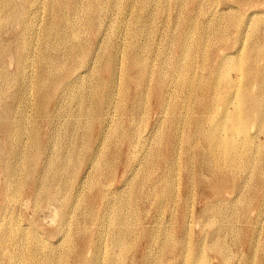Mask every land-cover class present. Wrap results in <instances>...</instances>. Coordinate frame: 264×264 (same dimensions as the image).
Masks as SVG:
<instances>
[{
	"label": "rangeland",
	"instance_id": "374dc122",
	"mask_svg": "<svg viewBox=\"0 0 264 264\" xmlns=\"http://www.w3.org/2000/svg\"><path fill=\"white\" fill-rule=\"evenodd\" d=\"M6 1L7 0H0V14H3V16H9L11 13L12 5H9ZM82 1L83 0L80 1L81 4ZM110 1L111 0L103 1L99 11L95 12L94 16L98 20L96 18L90 20L89 17H82V19L80 18L81 20L77 19V13L72 8H63L61 11L62 23L57 20L53 12L51 13L49 0L14 1V4L20 2L24 3V5L27 6V10L34 12L32 21L33 26H35L31 27L32 29L30 32V36L33 39L32 47L34 48H32V52L28 56L30 58L27 57V64L21 73H19V67L15 57L10 55L0 56V78L2 77L0 79V94L3 88L6 91H4V95L0 96V108L12 109L10 117L13 121H15V119L19 121V119L23 118V122H25L27 127L21 139L24 141V147L32 145V143H30L32 133L40 140V148L37 147L34 149L35 152L43 150L40 154L41 164L38 165V161V163L31 168L33 173L32 184L34 186H41L46 183L50 178V175H46L49 166L51 167V165L56 166L59 164V161H57L58 156H62L63 154L64 157L67 156L65 135L77 140L78 137L86 134L85 138L88 142V150L82 149L80 155L76 154L74 156L75 163L72 164L73 166L69 168V171L63 172L59 166L55 167L57 170L53 168L52 172L58 174L57 181L55 174L52 175L53 182L56 188L58 182L61 189L60 198L56 201H47L43 198H40L41 200L35 199V195L29 188L30 185L24 187V189H20V191H17L18 193L16 192L17 186H12L10 190L8 188L7 193H5L3 187L7 182V171L14 164L18 163L20 158L17 157V154L14 155V150H7L11 147L10 140H6V135L2 131V128H0V155L2 156V154H4L5 158L8 157L2 162L3 171H1L0 168V237L3 236L0 238V264H93L94 258L96 257L99 258L97 261L98 264H115L116 259L120 255V249L117 245L112 243L113 232L124 229H128L132 234L130 233V235H127L125 238V250L123 255H120L121 259L120 257L118 258V264H181L182 259L177 255V251L172 252V250L168 249L172 246L182 249L183 253L188 250L189 256L190 252L194 249L203 247L202 253L205 257L207 256L206 259L208 260L207 263L209 262L208 264H264V182L262 184L257 181L255 171L259 164L263 174L262 181H264V159L263 154L257 153L254 144V142H264V132L257 131V127L259 128L257 122H249L247 125V135L253 142L251 145H245L244 149L247 151V154L250 152L248 155L255 164V168L254 170L253 168H250L252 170L244 167L239 168L237 172L238 179H240L244 185L237 183V185L229 188L227 191L224 190L221 194L215 195L214 190L208 185L215 181V174L212 170L218 169L214 160L216 159V155H214L215 152L213 153V151H210L207 135L203 133L204 129L208 128L206 122L202 123L203 118L205 119V114L200 113V110H198L201 103L200 101L204 96L201 95L202 89L211 86L215 81L212 67L214 65L212 63V60H214V56L212 55L213 50L215 53L217 52V56L220 58L219 61H224V49H227L229 52H234L238 47H243L245 50L252 44L264 46L262 31H259L260 34H254L252 26L247 24V19H249L248 15L251 13L258 10L264 15V11H262L264 10V0H253V6L247 4L243 7L241 12L230 11V14L228 11L231 17L237 16L236 18L243 22L241 26L243 38H241L237 44L234 39V34L237 29L235 28L236 25L233 22L231 23V21L229 22L227 20L226 22V20L223 19V17L226 18V13L223 12H227V10H224L226 0ZM164 1L166 3H164ZM3 3L5 4L3 5ZM34 4L39 5L34 6ZM150 14L152 15L150 16ZM100 17L102 18L100 19ZM133 21L134 23H132ZM217 21L219 22L217 23ZM225 22L229 23L226 24ZM113 23L114 25H111ZM75 24L77 27H75ZM20 27L21 25L16 23L5 26L1 31L0 42L2 41L5 47L8 46L14 39L16 33L20 30ZM129 27L132 28L130 29ZM142 27H144V29ZM207 27L210 29V32ZM219 27H227V30L229 29L228 36L230 41L225 47H222L221 41L213 37ZM48 28L49 31L52 30L53 33L50 32L46 37L44 32ZM72 28L80 29L81 36L79 39H77ZM205 29L208 30L206 31ZM249 29H251L252 32ZM33 30L36 31L34 32ZM244 30L246 31L244 32ZM206 34L208 37L205 36ZM152 35L153 37L150 38ZM201 36L203 38H201ZM169 37H171V39ZM205 37L206 39H204ZM129 40L131 43L134 41L133 44L137 43V46H147L146 51H143L142 54L144 55L147 52V55L145 54L144 56L152 66L151 69L155 71L158 67H165L166 87L170 93H173V96L167 103L166 112L160 111L156 99H153V97L142 105L145 107V111H143L142 108L138 116V121L142 123V133L139 132V134L137 126L128 125L123 118H120L122 117L120 115L121 113H117L116 109L119 105H121V107L123 106L124 109H128L132 104L136 102L139 103L138 101L141 98L143 99V90L136 88L134 82L126 80L124 73L123 62L125 63L128 61L126 47L131 44ZM183 42L185 46L191 49L189 55L181 54L179 43ZM78 43L88 44L93 49V53L99 54V60H101V55L104 54L108 47L113 46L115 49L119 50V52L117 51V53H119V64L115 82L112 84L109 83V73L105 71V65L100 72L96 73L89 67L90 64L93 66V61H90L88 64H83L84 58L77 46ZM45 45L49 47H47L48 58L45 60V63L42 64L40 55ZM150 47L153 48L149 50ZM123 49H125V52ZM20 50L21 48H16L12 54L16 55ZM70 59H72V64H69ZM163 60H165V62ZM56 61L65 62L62 64L64 67L62 66L60 70L61 73L56 74L51 82H45V80L41 81L43 85L42 95L44 99H50L47 100L49 102L46 105V109L43 111L40 108L42 102L39 100L37 90L40 83V69L43 68V70L45 69V71H48ZM255 61L256 70L264 71V56L256 58ZM32 62L35 63L34 66ZM98 62L96 60L94 64ZM182 63L189 65V77L192 80V88L181 89L175 85L177 87L176 89L173 84V79L176 80L178 78L176 68H179ZM1 72L5 74L3 75ZM154 77L155 72L149 73L145 79L149 78V84L152 85ZM35 84L36 86L33 87ZM194 85L196 87H193ZM49 86H56V91H52V94H50L49 89L46 88ZM94 88L96 91L91 92ZM258 88L259 86L257 84L252 85V90L254 92H256ZM88 91H90V93H87ZM140 91L142 92L141 94ZM102 92H104L103 96ZM126 93L130 95L133 94V102L130 97H124ZM192 93L196 94L193 95ZM108 94H110V96H108ZM86 95L91 97L87 98ZM83 96L85 97V105L90 104L89 106H91L92 102L104 104L102 101L108 98H111L115 104L114 109H111V111L106 109L108 111L106 116H109V118H105L102 121L97 115V109H91V116L87 117V120L86 118L84 119L88 131L78 127V119L81 118L82 107L80 106V102H82ZM142 101L144 103V100ZM220 101H222V98L220 95H217L213 103H218ZM226 113H228L230 119H228L229 125L225 128L229 131L233 128L232 124L234 123L235 117L237 118L233 109L229 107H218L214 109L210 115L214 123H219ZM197 119H202V121L198 123L196 122ZM116 120L119 122L121 121L120 124L122 126L120 125L119 132H123L122 134L127 144L134 149L139 146L136 150L138 153L135 151L134 154L128 156V151L123 142H118L115 138L112 139L107 137L109 136V129L115 124ZM170 120L174 121L169 124ZM106 123L109 128H106ZM168 124L170 128L178 129L177 133L179 134V137L173 138V152L169 155L166 154L164 148L165 136L161 139V143L157 140L160 136L157 130L160 129L161 131L167 132L169 130ZM97 125L99 126L98 134L100 140H102L101 142H95L97 136L95 130H97ZM15 129L17 130V128L15 127L13 129L11 134L12 137L15 136ZM181 129L183 130L181 131ZM140 136H142L141 139H139ZM188 137H191V145L188 144L190 143ZM239 137L238 140L244 141V136ZM12 145L14 146L15 144ZM246 147L248 149H246ZM197 149L205 150L206 152L207 161L205 166L199 165L193 156V152ZM93 150L97 152V156L90 155ZM137 154H139V159H134V155L137 156ZM69 157L70 156L66 158ZM126 158L127 165H124ZM129 159L132 160L129 162ZM133 159L135 161H133ZM138 162L141 165H139ZM165 162L167 165L164 164ZM132 165H136L137 168ZM97 166L103 169L100 171V174H96ZM131 168H133V170ZM229 170L230 167L226 165L219 173L229 174ZM89 171L93 172L92 174L95 175H92ZM24 175L25 173L23 176ZM133 175H135L137 180H134L135 178H133ZM89 180H95L94 182L97 184L96 188H94V191L97 190V192L93 195H90L92 193L88 188L89 186H86L90 185L88 182H93ZM8 194H11V196H8ZM63 196L69 197L66 203L62 199ZM75 196H81L79 202ZM93 196L96 198L95 201ZM72 197L74 199H72ZM91 197L92 199H89ZM14 198H16V200ZM107 201H109L108 203L110 204H108ZM105 205L107 206L104 207ZM105 210L106 212H104ZM125 218L128 220V223ZM129 223H132L131 227ZM187 231L189 233H187ZM214 239H218L217 241L226 247V251L223 255L219 251L210 248L209 245ZM69 240L73 241L70 245L67 243ZM189 240H191V242H189ZM83 241H86L87 247L85 250L86 260H84L83 263H78L75 261L77 255L80 253ZM250 246H252L253 250L255 249L253 252L256 256L254 257L255 260L251 259L248 261L251 251ZM28 249L30 250L27 251ZM17 250L20 251L17 252ZM178 257L180 258L179 260ZM224 257L227 258L226 263ZM112 258L115 260L113 259L111 262ZM186 260L182 264H188L189 259L187 258Z\"/></svg>",
	"mask_w": 264,
	"mask_h": 264
},
{
	"label": "bare ground",
	"instance_id": "6f19581e",
	"mask_svg": "<svg viewBox=\"0 0 264 264\" xmlns=\"http://www.w3.org/2000/svg\"><path fill=\"white\" fill-rule=\"evenodd\" d=\"M5 1V0H3ZM15 0H7L6 2L10 5H12L11 8V13L10 15H1L0 14V36H1V31L2 29L7 26V25H13V24H20V30L16 33L14 39L11 41V43L5 47V45H3V42H0V56L3 55H10L15 57V60L17 61L18 67H19V73H21L24 69H25V65L26 63V59L27 57L31 54L32 52V37L30 36V32H31V27L33 26V21H32V15H34V12H31V10H27V6L24 5V3H17L14 4ZM19 1V0H18ZM46 1V0H45ZM81 0H49V8L51 10V13L53 12V14H55L57 20L62 23V16H61V11L63 10V8H72L76 13H77V19H82L83 18H87L89 17L90 20H94L96 17L94 16L95 12L99 11L100 7L102 6L103 1L105 0H83L82 4L80 3ZM112 1V0H111ZM110 1V2H111ZM118 1V0H117ZM138 1V0H137ZM140 1V0H139ZM144 1V0H143ZM156 1V0H155ZM185 1V0H184ZM210 1V0H209ZM2 2V1H1ZM34 2V1H33ZM129 2V1H128ZM163 2V1H162ZM183 2V1H182ZM181 2V3H182ZM217 2V1H216ZM46 3V2H45ZM106 3V2H105ZM137 3V2H136ZM145 3V2H144ZM154 3V2H153ZM152 3V4H153ZM161 3V2H160ZM164 3H166L164 1ZM185 3V2H184ZM211 3V2H210ZM2 4V3H1ZM5 3H3L4 5ZM117 4V3H116ZM142 4V3H141ZM151 4V5H152ZM177 4V3H176ZM247 4H250L251 6H253V0H226L225 1V9L227 10L224 11L223 13H226V18L223 17L224 20H227L231 23L233 22L236 26V32L234 34V39H235V43L237 44L239 42V40L242 37V30H241V26H242V21L240 19H237V16L231 17L228 13V11H237V12H241L243 7ZM33 5V4H32ZM37 5V4H36ZM34 4V6H36ZM39 5V4H38ZM37 5V6H38ZM106 5V4H105ZM122 5V3H121ZM139 5V4H138ZM181 5V4H180ZM214 5V4H212ZM216 5V4H215ZM107 6V5H106ZM113 6V5H112ZM125 6V5H124ZM130 6V5H129ZM133 6V5H132ZM145 6V5H144ZM159 6V5H158ZM179 6V5H178ZM182 7V6H181ZM218 7V6H217ZM5 8V7H4ZM9 8V7H8ZM38 8V7H37ZM108 8V7H107ZM106 8V9H107ZM118 8V7H117ZM134 8V7H133ZM143 8V7H142ZM36 9V8H34ZM42 9V8H41ZM141 9V8H140ZM178 9V8H177ZM6 10V8H5ZM72 10V11H73ZM79 10V11H78ZM103 10V9H102ZM118 10V9H117ZM124 10V9H123ZM143 10V9H142ZM141 10V11H142ZM109 11V10H108ZM129 11V10H128ZM162 11V10H161ZM216 11V10H215ZM218 11V10H217ZM264 11V10H262ZM1 12V11H0ZM8 12V11H7ZM39 12V11H38ZM37 12V13H38ZM67 12V11H66ZM101 12V11H100ZM104 13V10L102 11ZM116 12V11H115ZM120 12V11H119ZM122 12V11H121ZM125 12V11H124ZM132 12V11H131ZM151 12V11H150ZM169 12V11H168ZM40 13V12H39ZM118 13V12H117ZM134 13V12H133ZM164 13V11H163ZM180 13V12H179ZM222 13V14H223ZM41 14V13H40ZM39 14V15H40ZM219 14V13H218ZM231 14V12H230ZM234 14V12H233ZM242 14V13H241ZM240 14V15H241ZM124 15V14H123ZM136 15V14H135ZM140 15V14H139ZM149 15V14H148ZM152 14H150L151 16ZM163 15V14H162ZM238 15V14H237ZM54 16V15H53ZM106 16V15H105ZM141 16V15H140ZM224 16V15H223ZM246 16V15H245ZM264 15L262 14V12L260 11H255L253 13H251L250 15H248L247 19V24L252 26L253 29V33L254 34H260L259 31H262V35L264 36ZM130 17V16H129ZM134 17V16H133ZM147 17V16H146ZM196 17V16H195ZM222 17V15H221ZM220 17V18H221ZM41 18V17H39ZM74 18V17H73ZM102 17H100L101 19ZM105 18V17H104ZM148 18V17H147ZM194 18V17H193ZM244 18V17H243ZM242 18V20H243ZM37 19V18H35ZM67 19V18H66ZM71 19V18H70ZM80 19V20H81ZM97 19V18H96ZM136 19V18H135ZM140 19V18H139ZM152 19V18H151ZM213 19V18H212ZM84 20V19H83ZM86 20V19H85ZM89 20V19H88ZM89 20V21H90ZM98 20V19H97ZM96 20V21H97ZM103 20V19H102ZM121 20V19H120ZM138 20V19H137ZM166 20V19H165ZM195 20V19H194ZM246 20V19H245ZM45 21V20H44ZM67 21V20H66ZM100 21V20H99ZM116 21V20H115ZM148 21V20H147ZM221 21V20H220ZM71 22V21H70ZM75 22V20H74ZM102 22V21H101ZM127 22V21H126ZM131 22V21H130ZM129 22V23H130ZM207 22V21H206ZM210 22V21H209ZM219 21H217L218 23ZM225 22V23H226ZM228 22V23H229ZM64 23V22H63ZM73 23V22H72ZM77 23V21H76ZM105 23V22H104ZM134 23V21L132 22ZM137 23V22H136ZM139 23V22H138ZM221 23V22H220ZM226 23V24H228ZM245 23V22H244ZM71 24V23H70ZM85 24V23H84ZM83 24V25H84ZM125 24V22H124ZM140 24V23H139ZM171 24V23H170ZM207 24V23H206ZM205 24V25H206ZM210 24V23H209ZM224 24V22H223ZM63 25V24H62ZM76 25V24H75ZM111 25H114L111 24ZM116 25V24H115ZM127 25V23H126ZM142 25V24H141ZM167 25V24H166ZM165 25V26H166ZM200 25V24H199ZM211 25V24H210ZM101 26V25H100ZM147 26V25H146ZM164 26V25H163ZM171 26V25H169ZM212 26V25H211ZM221 26V25H220ZM225 26V25H224ZM44 27V26H43ZM46 27V26H45ZM48 27V26H47ZM66 27V25H65ZM77 27V25L75 26ZM74 27V28H75ZM89 27V26H88ZM141 27V26H139ZM218 27V26H217ZM91 28V27H89ZM95 28V27H94ZM110 28V27H109ZM113 28V27H112ZM124 28V27H123ZM130 28V27H129ZM132 28V27H131ZM130 28V29H131ZM144 29V27H142ZM154 28V27H152ZM208 28V27H207ZM216 28V27H214ZM250 28V26H249ZM34 29V28H33ZM36 29V28H35ZM73 29V28H72ZM83 29V28H82ZM120 29V28H119ZM126 29V28H125ZM138 29V28H137ZM164 29V28H163ZM190 29V28H189ZM209 29V28H208ZM207 29V30H208ZM90 30V29H87ZM133 30V29H132ZM154 30V29H153ZM206 30V29H205ZM206 30V31H207ZM229 30V29H228ZM228 30L227 27H222L217 30L216 34H214V39H218L219 41H221V45L222 47H225V45L229 44V36H228ZM251 30V29H249ZM34 32L36 30H33ZM66 31V30H65ZM77 39L80 38L81 34H80V29L78 30V28L73 29ZM82 31V30H81ZM112 31V30H111ZM117 31V30H116ZM130 31V30H129ZM136 31V29H135ZM138 31V30H137ZM162 31V30H161ZM193 31V30H192ZM246 30H244L245 32ZM33 32V33H34ZM51 31H49V28L45 30L44 35L47 37L50 34ZM61 32V31H60ZM121 32V31H120ZM119 32V33H120ZM126 32V31H125ZM147 32V31H146ZM150 32V31H149ZM148 32V34H149ZM169 32V31H168ZM167 32V33H168ZM173 32V31H172ZM210 32V29H209ZM243 32V33H244ZM252 32V30H251ZM53 33V32H52ZM67 33V32H66ZM89 33V32H88ZM118 33V34H119ZM139 33V32H138ZM141 33V31H140ZM252 33V34H253ZM38 34V33H37ZM71 34V33H70ZM129 34V33H128ZM135 34V33H134ZM133 34V35H134ZM143 34V33H142ZM147 34V33H146ZM147 34V35H148ZM152 34V33H151ZM169 34V33H168ZM186 34V33H185ZM246 34V33H245ZM251 34V33H250ZM34 35V34H33ZM36 35V33H35ZM74 35V36H75ZM85 35V34H82ZM104 35V34H103ZM126 35V34H125ZM140 35V34H139ZM248 35V34H247ZM51 36V35H50ZM62 36V35H61ZM71 36V35H70ZM143 36V35H141ZM140 36V37H141ZM171 36V35H170ZM207 36V34L205 35ZM244 36V34H243ZM246 36V35H245ZM35 37V36H34ZM37 37V36H36ZM72 37V36H71ZM75 37V38H76ZM84 37V36H83ZM109 37V35H108ZM131 37V36H130ZM153 37L150 36V38ZM168 37V36H167ZM200 37V36H199ZM208 37V36H207ZM211 37V36H210ZM212 37V38H213ZM57 38V37H56ZM61 38V37H60ZM74 38V37H73ZM134 38V36H133ZM138 38V37H137ZM171 39V37H169ZM193 38V37H192ZM201 38H203L201 36ZM38 39V37H37ZM67 39V38H66ZM125 39V38H124ZM128 39V38H127ZM126 39V40H127ZM136 39V38H135ZM134 39V41H135ZM140 39V38H139ZM147 39V38H146ZM145 39V40H146ZM168 39V38H167ZM169 39V40H170ZM183 39V38H182ZM185 39V38H184ZM196 39V38H195ZM206 39V37L204 38ZM64 40V39H63ZM75 40V39H74ZM142 40V38H141ZM149 40V38H148ZM190 40V38H189ZM243 40V39H242ZM246 40V39H245ZM8 41V40H7ZM35 41V40H34ZM47 41V40H46ZM66 41V40H65ZM130 41V40H129ZM134 41H130L131 44H129L126 47V54L128 56V61L127 62H123L124 65V73H125V77L126 80L128 81H132L134 82V86L136 88H139L141 90H143V101L139 100L138 102L141 103H134L132 104L128 109H124V107L121 105L117 106V113H121L120 115L123 118L128 125L131 126H137V128L139 129V132L142 133V123H140L138 121V116L139 113H141L140 111L143 108V111H145V107L142 106L145 104V102H148L151 97H153V99H156V103L157 106L159 107L160 111L162 112H166L165 110L167 109V103L169 102V100L171 99V97L173 96V93H170V91L167 89L166 87V75L164 72V68L162 67H158V69H151L152 66L150 65V63L148 62V59L145 58V53L144 55L142 54L143 51H146L147 46L142 45V46H137L136 44H133ZM137 41V39H136ZM150 41V40H149ZM168 41V40H167ZM193 41V40H192ZM197 41V40H196ZM15 42V44H14ZM36 42V41H35ZM34 42V43H35ZM40 42V41H39ZM42 42V41H41ZM51 42V40H50ZM145 42V41H143ZM147 42V41H146ZM216 42V41H215ZM242 42V41H241ZM67 43V42H65ZM124 43V42H123ZM129 43V42H128ZM139 43V42H138ZM188 43V42H187ZM192 43V42H191ZM209 43V42H207ZM214 43V42H213ZM47 44V43H46ZM69 44V43H68ZM75 44V43H74ZM140 44V43H139ZM142 44V43H141ZM172 44V43H171ZM43 45V44H41ZM114 45V44H113ZM170 45V44H169ZM180 45V50H181V54H187L189 55V53L191 52L190 47L185 46V43H179ZM196 45V44H195ZM78 48L80 49L81 55L84 58V62L83 64H88L90 61H93L92 64L93 66H91V64L89 65V67H91V70H93L94 72L98 73L102 70V67L104 68L105 65V71H107L109 73V77H108V81L110 84H112L113 82H115L116 76H117V69H118V54L117 51L119 52V50L115 49L113 46L112 47H108L104 54L101 55V60H99V54L97 53H93V49L88 45V44H84V43H78ZM121 46V44H120ZM167 46V45H165ZM220 46V45H219ZM244 46V45H243ZM47 47L48 45H45L42 48L41 51V62L42 64L45 63V60H47L48 55H47ZM57 47V46H56ZM117 47V46H116ZM209 47V46H208ZM16 48H21L20 51H18V53L16 55H13L12 52L16 49ZM49 48V47H48ZM119 48V47H117ZM153 47H150V49H152ZM167 48V47H166ZM203 48V47H202ZM52 49V48H51ZM54 49V48H53ZM63 49V48H62ZM155 49V48H154ZM196 49V48H195ZM205 49V48H204ZM39 50V49H37ZM41 50V47H40ZM55 50V49H54ZM58 50V49H57ZM121 50V49H120ZM125 52V49H123ZM122 50V51H123ZM158 50V49H157ZM198 50V49H197ZM207 50V49H206ZM225 52L223 54V58L224 61H219V57L217 56V52L215 53V51H212V55L214 56V60H212V63L214 64L213 67V74L215 75V81L213 82V84L209 87H206L204 89H202V93L201 95H204L203 98L201 99V103L199 106L200 113H204L205 114V119H197L196 122H201L204 123L206 122V124H208V128L204 129L203 133L207 135V139L208 142L210 144V151L213 153L215 152L214 155H216V166L218 169H213L212 171H214L215 174V181L213 183H209L208 186H210L213 190L215 195H219L221 194L222 191H227L229 188L234 187L235 185H237V183L243 184L241 182L240 179H238V169L239 168H246V169H250V168H255V164L251 161L252 159H250L249 157V153L247 154V151H245L244 147L247 144H252V140L249 139L248 135H247V125L249 124V122L253 121V122H257V124L259 125V128L257 127V131L258 132H264V71H259L256 70V64H255V59L260 57V56H264V46L263 45H251L250 47H248L247 49H243V47H238L234 50V52H229L227 49H224ZM59 51V50H58ZM121 51V52H122ZM195 51V50H194ZM193 51V52H194ZM51 52V51H50ZM57 52V51H56ZM76 52V51H75ZM79 52V53H80ZM120 52V53H121ZM221 52V51H220ZM74 53V52H73ZM78 53V55H79ZM149 53V52H148ZM166 53V52H165ZM36 54V52H35ZM58 54V52H57ZM64 54V53H63ZM196 54V53H195ZM204 54H205V50H204ZM203 54V55H204ZM68 55V54H67ZM66 55V56H67ZM76 55V54H75ZM147 55V54H146ZM35 57V56H34ZM81 57V58H82ZM167 57V56H166ZM195 57V56H194ZM198 57V56H197ZM30 58V57H28ZM38 58V57H37ZM64 58V57H63ZM71 58V57H70ZM203 58V56H202ZM66 59V58H65ZM13 60V59H12ZM28 60V59H27ZM63 60V59H62ZM97 60L98 63L94 64V62ZM120 60V59H119ZM168 60V59H167ZM198 60V59H197ZM3 61V60H2ZM50 61V60H49ZM65 61V60H64ZM165 62V60H163ZM13 62V61H12ZM37 62V61H36ZM184 62V61H183ZM196 62V61H194ZM33 63V62H32ZM54 63V62H53ZM65 63L63 61H56L54 64H52V67L47 71H45V69L43 70L40 69V73H39V85L37 87L38 90V94H39V100H41L42 105L40 106V108L44 111L46 109V105L48 104L50 99H44V96L42 95V88L43 85L41 84V81L47 82V81H53V79L55 78L56 74H60V70L62 68V64ZM79 63V62H78ZM11 64V63H10ZM35 63H33L32 65L34 66ZM69 64H72V59H70ZM152 64V63H151ZM30 65V64H29ZM65 65V64H64ZM76 65V64H75ZM177 65V63H176ZM175 65V66H176ZM32 66V67H33ZM50 66V64H49ZM188 64H184L182 63V65L180 64L179 68H176V71L178 73V78L175 80L173 79V84L174 86L176 85L177 87L181 88V89H186L191 87L192 85V80L189 77V69H188ZM28 67V66H27ZM36 67V66H35ZM64 67V66H63ZM81 67V66H80ZM177 67V66H176ZM255 68V71H254ZM64 69V68H63ZM66 69V68H65ZM193 69V68H192ZM191 69V70H192ZM29 71V70H28ZM89 71V69H88ZM87 72V71H86ZM155 72V77H154V81L153 84L150 85L149 84V78L145 79L146 76L149 73H154ZM193 72V71H191ZM2 73V72H1ZM25 73V72H24ZM38 73V72H37ZM90 73V72H89ZM3 75L5 73H2ZM175 74V73H174ZM10 75V74H9ZM37 75V74H36ZM154 75V74H153ZM173 75V74H172ZM196 75V74H195ZM1 76V74H0ZM68 76V75H66ZM176 76V75H175ZM193 76V75H192ZM7 77V76H6ZM24 77V76H23ZM195 77V76H194ZM201 77V76H200ZM2 78V77H1ZM0 78V79H1ZM10 78V77H9ZM27 78V77H26ZM77 78V77H76ZM75 78V80H76ZM91 78V77H90ZM203 78V77H202ZM81 79V78H80ZM196 79V78H195ZM23 80V79H22ZM194 80V78H193ZM201 80V79H199ZM6 81V80H5ZM4 81V82H5ZM8 81V80H7ZM13 81V80H11ZM27 81V80H26ZM36 81V80H35ZM60 81V80H59ZM58 81V83H59ZM73 81V80H72ZM84 81V80H82ZM196 81V80H195ZM2 82V81H1ZM9 82V81H8ZM76 82V81H75ZM74 82V83H75ZM201 82V81H200ZM6 84V83H5ZM12 84V83H11ZM60 84V83H59ZM65 84V83H64ZM85 84V83H84ZM172 84V83H171ZM194 84V82H193ZM253 84H257L259 86L258 90L256 92H254L252 90V85ZM4 85V84H3ZM8 85V84H7ZM78 85V84H77ZM76 85V86H77ZM200 85V84H198ZM203 85V84H202ZM6 86V85H5ZM32 86V85H31ZM36 86L33 85V87ZM89 86V84H88ZM175 86V87H176ZM81 87V86H78ZM87 87V85H86ZM173 87V85H172ZM176 87V89H177ZM193 87H196L195 85ZM49 89L50 94H52V91H56V86L52 87H46ZM84 88V86H83ZM192 88V87H191ZM198 88V87H197ZM1 89V87H0ZM36 89V88H35ZM79 89V88H78ZM199 89V88H198ZM227 89V91H226ZM80 90V89H79ZM82 90V89H81ZM89 90V89H88ZM193 90V89H192ZM5 89L3 88L1 91L0 96L4 95ZM60 91V90H59ZM87 91V90H86ZM95 88L93 91L91 92H95ZM196 91V90H195ZM212 91V92H211ZM84 92V91H83ZM188 92V91H187ZM82 93V92H81ZM87 93H90V91H88ZM139 93V92H138ZM142 92L140 91V94ZM209 93V94H208ZM186 94V93H185ZM193 94V93H192ZM196 94V93H194ZM193 94V95H194ZM104 95V92H102V96ZM133 95V94H132ZM132 95L126 93L124 95L125 98L130 97L132 99ZM137 95V94H136ZM192 95V96H193ZM220 95L222 98V101L218 102V103H213L216 96ZM249 95V96H248ZM41 96V98H40ZM75 96V95H74ZM108 96H110V94H108ZM140 96V95H139ZM191 96V95H190ZM78 97V96H77ZM76 97V98H77ZM86 97H91V96H87ZM184 97V96H183ZM186 97V96H185ZM83 99L81 100L82 102H80V106L81 107V118L78 119V127H80L81 129H85L88 131L87 128V124L84 121V119L87 117L91 116V109H97V115L99 118H101V121L104 120L105 118L108 119L109 116H106V114L108 113V111H111V109H114V102L112 101L111 98H108L106 100H103L102 102L104 104H98L97 102H92V105L89 106L90 104H84V96L82 97ZM139 98V97H138ZM185 99V98H184ZM191 100V99H190ZM193 100V99H192ZM76 101V100H75ZM29 102V101H28ZM133 102V99H132ZM188 106V105H187ZM21 107V105H20ZM26 107V106H25ZM79 107V106H78ZM231 108L234 110L235 115L237 116V118L235 117L234 119V123L232 124V129H230L229 131L226 130V126L229 125L228 123V119H230V117L228 116V113L224 114V116L221 118L219 123H214L212 116L210 115L211 112L216 109V108ZM108 111H107V110ZM182 109V107H181ZM78 110V109H77ZM175 110V109H173ZM192 110V109H191ZM14 111V110H13ZM69 111V110H68ZM142 111V112H143ZM187 111V110H186ZM11 112L12 109H5V108H0V128H2V131L5 133L6 135V140H10V145L11 147L7 150H14V155L17 154V157L20 158V161L16 164H14L10 169H8L7 171V182L4 185V191L5 193H7V189L13 186H17V191H20V189H24V187H27L28 185H30V190L33 192V194L35 195V199H46L47 201H56L58 198H60V194H61V189L60 186L57 182V188L53 182L52 179V175L55 174L52 172L53 168L56 169L55 167L59 166L63 172H67L69 171V168L71 166H73L72 164L75 163L74 161V156L80 155V152L82 149H86L88 150V142L85 138V135H82L81 137H78L77 140L72 139V137L69 136H64V138H66V147H67V156H70L69 158L64 157L63 155L58 156L57 157V161H59L58 165H51V167L49 166V169H47V174L46 175H50L49 180L44 183L41 186H34L32 184V171L31 168L33 165H36L38 163V165L41 164L40 162V154L43 152L42 151H37L35 152V149L37 147L40 148V140L33 135L32 133V138H31V142L32 145H29L28 147H24V141H22V136L24 135V133L26 132V125L25 122H23V118L19 119L15 121L11 120ZM66 112V111H64ZM71 113V112H70ZM182 113V112H181ZM10 114V115H9ZM65 114V113H64ZM69 114V113H68ZM138 114V115H137ZM67 116V115H66ZM20 117V116H19ZM24 117V116H23ZM185 117V116H184ZM68 119V118H67ZM123 120V121H124ZM26 121V120H25ZM174 120H170V122L172 123ZM27 122V121H26ZM109 122V121H107ZM121 122V121H120ZM120 122L118 120H116L115 124L111 127V129H109V138H115V140L118 142L121 141L125 144L126 149L128 151V156H130V154H134L135 151L139 148V146L137 148H132L129 144H127V141L124 139L123 136V132H119L120 129ZM161 123V122H160ZM168 124V127H169ZM182 124V123H181ZM184 125V123H183ZM201 125V124H199ZM106 128H109L107 123H106ZM122 126V125H121ZM162 126V125H161ZM17 128V130L15 129V136L12 137L11 134L13 132L14 128ZM100 127L102 128V126L100 125ZM184 127V126H183ZM207 127V126H206ZM159 128V127H158ZM197 128V127H196ZM200 128V127H199ZM98 129L99 126L97 125V130H95V134L97 135L95 138V142H101L102 140H100V136L98 134ZM123 129V128H122ZM178 130V129H177ZM176 129H172L169 127V130L167 132L161 131L160 129H158V133L160 134V136L158 137V141L161 143V139L164 137V148L166 151V154L169 155L173 152V138L179 137V134L177 133ZM183 129H181L182 131ZM197 130V129H196ZM108 131V130H107ZM122 131V130H121ZM102 132V130H101ZM132 132V131H131ZM64 133V132H63ZM71 133V132H70ZM86 133V132H85ZM202 133V134H203ZM158 134V135H159ZM166 134V135H165ZM257 134V132H256ZM125 135V134H124ZM182 135V134H181ZM126 136V135H125ZM157 136V135H156ZM239 136H244L245 139L244 141H240L238 140ZM30 137V136H29ZM129 137V136H128ZM137 137V136H136ZM135 137V138H136ZM154 137V135H153ZM256 137V136H255ZM60 138V136H59ZM131 138V137H129ZM142 136L139 137V139H141ZM189 141L191 140V137H188ZM241 138V137H239ZM253 138V137H252ZM134 139V138H133ZM206 139V138H205ZM255 139V138H254ZM259 139V138H258ZM28 140V139H27ZM62 140V139H60ZM59 140V141H60ZM132 140V139H131ZM62 142V141H61ZM176 143V142H175ZM178 143V142H177ZM12 144H15L14 146ZM61 144V143H60ZM191 145V141L190 143H188ZM255 144V149L257 151L258 154H263V159H264V142L263 143H259V142H254ZM58 145V144H57ZM249 145V148H250ZM20 146V149H19ZM35 148V149H34ZM60 148V147H59ZM254 148V147H253ZM246 149H248L246 147ZM142 150V149H141ZM251 151V149H250ZM138 153V151H136ZM140 152V151H139ZM157 153V152H156ZM155 153V154H156ZM253 153V152H251ZM255 153V152H254ZM94 155L97 156V152H95V150L91 151L90 155ZM4 154H2V156L0 155V168L1 171H3V165L2 162L7 159L8 157L5 158V155L3 157ZM138 155H134V159H139ZM165 155V154H164ZM100 156V155H99ZM156 156V155H155ZM166 156V155H165ZM193 156L194 158L197 160L196 162L199 165H206V152L205 150H201V149H197L195 152H193ZM253 156V155H252ZM215 157V156H214ZM258 157V155H257ZM133 159V161H135ZM210 159V158H209ZM132 159H129V162ZM98 161V160H97ZM260 161V159H259ZM128 162V163H129ZM163 162V161H162ZM256 162V160H255ZM169 163V162H168ZM97 164V163H96ZM139 164V162H138ZM166 164V162L164 163ZM191 164V163H190ZM37 165V166H38ZM127 165V158L125 161V164ZM141 165V164H139ZM167 165V164H166ZM229 166L230 170H229V174H225V173H219L222 168L224 166ZM94 166V165H93ZM133 167H135L134 165H132ZM178 167V166H177ZM59 168V169H60ZM92 168V167H91ZM95 168V167H94ZM137 168V166H136ZM60 169V170H61ZM96 169V168H95ZM133 170V168H131ZM57 170V169H56ZM103 169H100L99 166H97L96 169V174H100V171ZM130 170V169H129ZM252 170V169H250ZM95 171V170H94ZM135 171V170H134ZM256 171V179L258 182L262 183L264 181H262V172H261V167L259 166V164L257 165V168L255 169ZM254 171V173H255ZM57 172V171H56ZM91 172V171H89ZM25 173V175L23 176V174ZM58 173V172H57ZM93 172H91L92 174ZM133 173V172H132ZM249 174V173H248ZM95 175V174H92ZM137 175V174H136ZM98 176V175H96ZM95 176V177H96ZM135 178V175H133ZM56 177V181L58 178V174H55ZM246 177V176H245ZM94 178V176H93ZM192 178V177H191ZM190 178V180H191ZM96 180V178H94ZM193 179V178H192ZM206 179V178H205ZM94 180V181H95ZM130 180V179H129ZM134 180H137L136 178ZM245 180V179H244ZM247 180V179H246ZM90 181V180H89ZM93 181V180H92ZM90 181V182H92ZM89 183L90 185H86L89 186V190L91 191L93 195L96 191H94V188H96L97 184L95 182ZM192 181V180H191ZM207 181V180H206ZM129 182V181H128ZM131 182V181H130ZM137 182V181H136ZM193 182V181H192ZM246 182V181H245ZM87 183V182H85ZM156 184V183H155ZM244 185V184H243ZM84 186V187H86ZM244 188V187H243ZM14 189V188H13ZM175 189V188H174ZM12 190V189H11ZM88 190V189H87ZM9 192V191H8ZM169 192V190H168ZM167 192V193H168ZM15 193V192H14ZM18 193V192H17ZM99 193V192H98ZM97 193V195H98ZM173 194V193H172ZM191 194V193H190ZM241 194V193H239ZM263 194V193H262ZM6 195V194H5ZM11 196V194H8V196ZM16 195V194H15ZM15 195H13L14 197H16ZM68 195V193H67ZM238 196V195H237ZM240 196V195H239ZM18 197V196H17ZM83 197V196H82ZM12 198V197H11ZM75 198L78 199L79 202V198H81V196H75ZM94 201H95V197L93 196ZM105 198V197H104ZM237 198V197H236ZM10 199V198H9ZM16 200V198H14ZM63 201H65V203L67 202V200H69V197L67 196H63L62 197ZM71 199V198H70ZM72 199H74L72 197ZM71 199V200H72ZM76 199V200H77ZM86 199V198H85ZM89 199H92L89 198ZM88 199V200H89ZM14 200V201H15ZM18 200V199H17ZM41 200V199H40ZM81 200V199H80ZM128 200V199H127ZM175 200V199H174ZM236 200V199H235ZM92 201V200H91ZM129 201V200H128ZM10 202V201H9ZM19 202V201H18ZM41 202V201H40ZM109 201H107L108 203ZM76 203V202H75ZM94 203V202H93ZM104 203V202H103ZM128 203V202H127ZM239 203V200H238ZM13 204V203H11ZM74 204V203H73ZM77 204V203H76ZM75 204V205H76ZM110 204V203H108ZM261 204V203H260ZM38 205V204H37ZM74 205V206H75ZM7 206V205H6ZM81 206V205H80ZM89 206V205H88ZM107 205H105L104 207H106ZM130 206V205H129ZM135 206V205H134ZM190 206V205H189ZM236 206V205H235ZM218 207V206H217ZM1 208V207H0ZM111 208V207H110ZM191 208V207H190ZM105 209V208H104ZM107 209V208H106ZM121 209V208H120ZM157 209V208H156ZM4 210V209H3ZM110 210V209H109ZM123 210V209H122ZM127 210V209H126ZM129 210V208H128ZM231 210V209H230ZM190 211V209H189ZM188 211V212H189ZM211 211V210H210ZM106 212V210L104 211ZM112 212V211H111ZM116 212V210H115ZM122 212V211H121ZM125 212V210H124ZM193 212V211H192ZM262 212V211H261ZM260 212V213H261ZM117 213V212H116ZM134 213V212H133ZM173 213V212H172ZM259 213V212H258ZM104 214V213H103ZM106 214V213H105ZM121 214V213H120ZM132 214V213H131ZM190 214V213H189ZM194 214V213H193ZM231 214V213H230ZM125 215V214H124ZM138 215V214H137ZM174 215V214H173ZM192 215V214H191ZM110 216V215H109ZM114 216V215H113ZM123 216V214H122ZM126 216V215H125ZM124 216V217H125ZM136 216V215H134ZM193 216V215H192ZM128 217V216H127ZM190 217V216H189ZM114 219V218H113ZM119 219V218H118ZM126 219V218H125ZM187 219V218H186ZM193 219V218H192ZM225 219V218H224ZM256 219V218H255ZM261 219V218H260ZM172 220V219H171ZM170 220V221H171ZM110 221V220H109ZM119 221V220H118ZM121 221V220H120ZM127 223L128 220L126 219ZM132 221V220H131ZM123 222V220H122ZM258 222V220H257ZM211 223V222H210ZM64 224V223H63ZM121 224V223H119ZM130 227L132 223H129ZM198 224V223H197ZM218 224V223H217ZM123 225V223H122ZM134 225V224H133ZM132 225V227H133ZM211 225V224H210ZM213 225V224H212ZM220 225V224H219ZM205 226V225H203ZM79 227V226H78ZM86 227V226H85ZM224 227V226H223ZM104 228V227H103ZM123 228V227H122ZM190 228V227H189ZM124 229V228H123ZM167 229V228H166ZM233 229V227H232ZM191 230V229H190ZM231 230V228H230ZM78 231V230H76ZM64 232V231H63ZM230 232V231H229ZM20 233V232H19ZM130 231H128V229H124V230H116L113 232V240L112 243L117 245V247L120 249V255H123L124 250H125V238L127 235H130ZM187 233H189L187 231ZM220 233V232H219ZM227 233V232H225ZM236 233V232H235ZM132 234V233H131ZM259 234V233H258ZM10 235V234H9ZM99 235V234H98ZM226 235V234H225ZM8 236V235H7ZM11 236V235H10ZM139 236V235H138ZM165 236V235H164ZM189 236V235H188ZM257 236V235H256ZM3 237V236H2ZM0 237V238H2ZM9 237V236H8ZM203 237V236H202ZM205 237V236H204ZM218 237V235H217ZM216 238V237H215ZM103 239V238H102ZM188 239V238H187ZM255 239V238H254ZM2 240V239H1ZM40 240V239H39ZM67 240V239H66ZM202 240V239H201ZM204 240V239H203ZM218 240V239H217ZM217 240H213L210 243V248L219 251L222 255L223 253L226 251V247L219 243ZM36 241V240H34ZM206 241V240H205ZM73 241H67V243L70 245L72 244ZM100 242V241H99ZM189 242H191V240H189ZM230 242V241H229ZM234 242V241H233ZM2 243V241H1ZM128 243V242H127ZM204 243V242H202ZM3 244V243H2ZM1 244V245H2ZM15 244V243H14ZM25 244V242H24ZM67 244V246H68ZM82 247L80 250V253L77 255V259L75 262L78 263H83L84 260H86V256H85V250H86V241L82 242ZM96 244V243H95ZM101 244V242H100ZM97 245V244H96ZM204 245V244H203ZM202 245V246H203ZM232 245V244H231ZM15 246V245H14ZM28 246V245H27ZM16 247V246H15ZM60 247V246H59ZM64 247V246H63ZM116 247V249H117ZM230 247V246H229ZM258 247V246H257ZM14 248V247H13ZM20 248V247H19ZM25 248V246H24ZM67 248V247H66ZM70 248V247H69ZM99 248V247H98ZM231 248V247H230ZM26 249V248H25ZM62 249V248H61ZM115 249V250H116ZM169 250L173 251H177L176 253H178L177 255L182 259L181 264L188 258L189 259V263L188 264H208L207 263V259L204 256V254L202 253V249L203 247H200V249H194L193 251L190 252V256L188 255V250L186 252L183 253L182 249H179L175 246L169 247ZM30 249H28L27 251H29ZM231 250V249H230ZM250 253H249V257H248V261H250L251 259L253 260L254 257L256 256L255 253L253 252V248L252 246H250ZM20 250H17V252ZM26 251V250H25ZM69 251V250H68ZM31 252V251H30ZM35 252V251H34ZM65 252V251H64ZM116 253V251H115ZM15 254V253H14ZM24 254V253H23ZM113 254V253H112ZM36 255V254H35ZM68 255V254H66ZM65 255V256H66ZM117 255V254H116ZM119 255L120 259L121 256ZM252 255V256H251ZM115 256V255H114ZM36 257V256H35ZM58 257V256H57ZM116 257V256H115ZM114 257V258H115ZM118 257V258H119ZM178 257V260L180 259ZM227 257V256H226ZM224 257V261L225 263L227 262V258ZM42 258V257H41ZM111 259V262L113 261V259ZM118 258L116 259V263L118 264ZM33 259V258H32ZM57 259V258H56ZM66 259V258H65ZM107 259V258H106ZM215 259V258H214ZM69 260V259H68ZM99 260L98 257L94 258V263L96 264L97 261ZM115 260V259H114ZM195 260V261H194ZM255 260V259H254ZM39 261V258H38ZM49 261V260H48ZM65 261V260H64ZM103 261V260H102ZM187 261V260H186ZM50 262V261H49ZM48 262V263H49ZM66 262V261H65ZM86 262V261H85ZM253 262V261H252ZM37 263V262H36ZM46 263V262H45ZM115 263V264H116ZM65 264V263H64ZM98 264V263H97ZM113 264V263H111ZM252 264V263H251Z\"/></svg>",
	"mask_w": 264,
	"mask_h": 264
}]
</instances>
